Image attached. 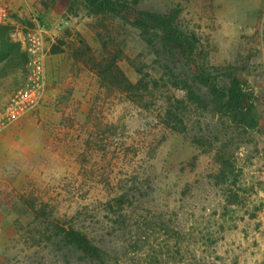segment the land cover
I'll list each match as a JSON object with an SVG mask.
<instances>
[{
  "label": "rangeland",
  "instance_id": "rangeland-1",
  "mask_svg": "<svg viewBox=\"0 0 264 264\" xmlns=\"http://www.w3.org/2000/svg\"><path fill=\"white\" fill-rule=\"evenodd\" d=\"M137 1L142 10L177 12L205 73L222 84L236 77L258 128L217 113L194 64L157 55L138 31L70 4L86 30L67 45L76 73L51 87L47 78L45 101L30 117L34 152L0 180V264H264V0ZM32 15L44 16L14 11L17 20L0 26V47L12 44L0 58V105L24 83L15 43ZM112 65L125 83L111 71L100 77ZM183 81L199 103H189ZM67 228L85 234L100 257L64 247Z\"/></svg>",
  "mask_w": 264,
  "mask_h": 264
},
{
  "label": "trees",
  "instance_id": "trees-1",
  "mask_svg": "<svg viewBox=\"0 0 264 264\" xmlns=\"http://www.w3.org/2000/svg\"><path fill=\"white\" fill-rule=\"evenodd\" d=\"M76 2H80L85 7L88 16L115 20L122 26L138 31L146 44L153 46L155 43L154 53L157 55H163L168 60H181L188 66L194 64L197 72L194 79L209 89L211 103L216 112L227 117L235 125H242L249 129L258 128V117L251 98L242 90L236 77L230 74L222 84L217 81L218 74L210 76L205 73L204 67L197 61L200 51L197 50L194 36L186 34L177 26V12L159 13L142 10L137 7V0H74L71 5ZM15 45L17 50L22 52L20 44L15 43ZM11 46L9 39L3 42L0 47V58L10 53ZM102 48L104 51V42ZM22 54L26 59L25 54L23 52ZM110 71L117 75L119 81L126 82L116 65H112V68L111 66L101 68L100 77L103 80L106 79ZM139 75H141L140 84L143 81V75L140 72ZM182 83L189 103H199L191 86L185 81ZM62 235L64 247L77 253L80 258L98 259L100 257V248L95 246L82 232L67 228L63 230Z\"/></svg>",
  "mask_w": 264,
  "mask_h": 264
},
{
  "label": "crops",
  "instance_id": "crops-1",
  "mask_svg": "<svg viewBox=\"0 0 264 264\" xmlns=\"http://www.w3.org/2000/svg\"><path fill=\"white\" fill-rule=\"evenodd\" d=\"M10 3L13 12L18 11L20 14L23 11L25 14L33 10H41L44 14L40 18L43 25L47 28V53L45 59L46 78L50 87L58 84L62 76L75 75L74 59L71 54H68L70 41L75 40L79 35L86 33L82 21L78 18L69 15L66 8L69 7L74 0H55L53 6L47 9H42L37 0H6ZM20 10V11H19ZM69 18V20H67ZM17 20L16 17L11 19V24ZM18 22H20L18 20ZM59 45L60 51L50 50L53 44ZM74 73V74H73ZM70 78V79H71ZM74 78H72L73 82ZM55 89H49L48 95L53 94ZM39 107L38 109H40ZM37 112V110L35 111ZM39 113H43L40 110ZM38 114V115H41ZM32 115V114H31ZM28 116L24 121L11 127L0 135V180L3 179L5 173L9 172L15 160L26 158L34 152L35 138L30 133L31 128H36L31 117Z\"/></svg>",
  "mask_w": 264,
  "mask_h": 264
},
{
  "label": "built area",
  "instance_id": "built-area-1",
  "mask_svg": "<svg viewBox=\"0 0 264 264\" xmlns=\"http://www.w3.org/2000/svg\"><path fill=\"white\" fill-rule=\"evenodd\" d=\"M13 11L10 3L0 0V26L11 22ZM47 28L37 15L29 18L17 42L26 56V77L20 88L0 105V135L24 121L44 103L47 92L45 72V48ZM262 64L264 73V41H262Z\"/></svg>",
  "mask_w": 264,
  "mask_h": 264
}]
</instances>
